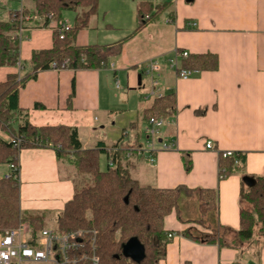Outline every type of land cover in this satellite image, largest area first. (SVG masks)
I'll list each match as a JSON object with an SVG mask.
<instances>
[{"label":"crops","instance_id":"obj_1","mask_svg":"<svg viewBox=\"0 0 264 264\" xmlns=\"http://www.w3.org/2000/svg\"><path fill=\"white\" fill-rule=\"evenodd\" d=\"M143 1L147 0H99L88 26L79 32L76 44L110 46L104 50L106 56L110 51H117L111 44L91 39L89 30L112 27L116 23L110 18L113 6L119 11L115 14L119 19L122 11L128 10L139 23L138 6ZM148 1L170 2L174 19L169 20L164 14L133 34L137 23L118 49L120 57L111 62L119 63V67L109 70L118 78V69L129 68V81L132 79V83L144 87L147 74L143 69L149 60L158 59L164 64L162 86L168 88L166 93L175 92L176 111L168 118L174 122L163 126L159 135L160 142L174 143V147L161 149L158 145L160 150L154 163L138 155L125 162L130 175L143 185L180 187L178 210L165 221L166 229L174 236L159 264H234L237 261L264 264V244L257 253L250 242L254 239L247 243L238 237L241 210L249 207L241 197L242 189L250 187L246 177L264 176V0ZM3 3L6 2L1 0L0 10L5 11L7 17L11 11L24 6L32 8L34 0L33 4L20 0L17 9ZM30 23L22 32L23 69L21 65L0 67V82L10 73L23 74L29 70L28 61L35 50L52 47L53 26ZM184 50L190 55L216 54L219 66L215 70L194 72L188 80H183L170 69L169 59L176 51ZM106 61L108 64V59ZM107 67L41 70L21 88L20 106L29 111L33 124L75 126L85 148L107 147V138L117 133L116 121L114 125L108 122V127L102 126V130L95 133L94 123L101 118L94 113L108 112L107 118L114 119L122 102L108 87L112 71ZM148 91L143 95L147 101L134 110L137 120L129 122V126L137 123L143 135L145 128L139 122L140 116L147 120L144 114L155 100L146 98ZM34 115L44 119L34 121ZM126 128H118V140ZM144 140L143 136L142 142ZM208 140L215 143L214 149L206 147ZM228 150L243 153L245 159L240 171L220 178V153ZM5 165L7 170L0 177L10 171ZM18 169L20 206L25 213L47 212L49 220L57 217L73 198L74 180L62 176L55 149L20 150ZM203 189L218 191L217 207L205 214H202L200 199ZM185 231L193 235L215 233L220 243L194 239L184 235Z\"/></svg>","mask_w":264,"mask_h":264},{"label":"trees","instance_id":"obj_2","mask_svg":"<svg viewBox=\"0 0 264 264\" xmlns=\"http://www.w3.org/2000/svg\"><path fill=\"white\" fill-rule=\"evenodd\" d=\"M99 0H34L32 8L24 6L13 10L6 18L0 17V67L23 66L20 57L21 28L28 22L32 26H53V45L51 48L35 50L28 61L29 70L21 74L10 73L5 81L0 82V131L7 133V139L0 134V165L18 164L19 151L32 147H51L55 149L60 166H64L66 176L71 173L90 176L91 182L83 186L75 184V193L64 210L56 219L59 232L84 229L96 232L97 255L100 264H159L164 258L167 245L171 241L170 230L166 229V218L178 210L180 187L159 188L143 185L132 177L125 162L129 149L139 148L142 131L138 124L130 126V136L126 143L120 138L112 152L105 146L85 148L77 127L59 125H36L30 121L29 111L19 103L20 90L26 82L36 78L41 70L52 67L53 62L60 66L65 59V68H102L106 66L107 46L100 44L78 45L76 38L85 29L90 17L98 8ZM1 7V0H0ZM75 11L71 28L61 38V28L67 19V11ZM170 2L153 4L143 1L138 6L139 23L133 34L140 31L147 23L157 21L162 15L174 19ZM149 18L142 20L143 16ZM35 21V22H34ZM124 41V40H123ZM123 41H120V49ZM189 69L215 70L219 66L216 54L205 53L190 55L183 60ZM63 68V69H65ZM23 69V67H22ZM61 70V69H59ZM143 85V83H142ZM37 107L41 106L39 104ZM176 111L175 92L170 91L161 98H156L146 109V119L151 117L169 118ZM128 130V129H125ZM16 140V141H13ZM20 142H19V141ZM18 141L19 144H16ZM105 153L113 158L116 166L101 168L100 157ZM245 155L235 152L224 157L220 153V178L242 169ZM187 167L190 164L186 161ZM255 183L242 189L241 197L250 204V209L242 208L240 213L239 240H253L258 233L264 244V176H254ZM127 199V200H126ZM201 211L205 214L218 205L217 189H203L200 194ZM20 220H27L34 233L46 227L47 212L25 213L20 206V185L18 171L11 169L8 177H0V234L6 229L16 227ZM184 235L208 243H220L215 233L193 235L190 231ZM138 237L144 244L146 256L140 262L124 256L122 245L130 238ZM222 244V243H221ZM234 264H244L237 261Z\"/></svg>","mask_w":264,"mask_h":264},{"label":"built area","instance_id":"obj_3","mask_svg":"<svg viewBox=\"0 0 264 264\" xmlns=\"http://www.w3.org/2000/svg\"><path fill=\"white\" fill-rule=\"evenodd\" d=\"M149 18V15L143 16L142 20ZM193 25H195L193 23ZM71 28L68 19L64 20L61 28V38L65 37V31ZM24 27L20 30L22 32ZM190 56L187 50L176 51L175 56L169 59V67L173 69L181 79L188 80L192 73L198 72V69H189L184 67V59ZM68 64L65 59L59 66L57 62L52 63L54 69H63ZM119 63L111 64L110 68H118ZM164 64L158 59H151L145 65L143 72L150 77V90L147 99L161 98L166 94L168 88L162 86L161 70ZM116 88H121L119 80L116 82ZM150 123L144 129L145 140L139 148L129 149L127 158L134 154L145 156L151 163L155 162V155L161 149H171L174 143L159 141L160 128L173 119L165 117H151L147 119ZM158 135V136H157ZM130 137V130H124L121 143H126ZM16 141V140H13ZM19 141V140H18ZM17 141L16 144H19ZM20 142V141H19ZM160 145V148L159 146ZM208 149H214L215 143L211 140L206 142ZM112 152L118 148H110ZM235 151L228 150L222 152L224 157L231 156ZM110 166H116L113 158L108 159ZM8 167L18 171V165L8 164ZM9 172L4 177H8ZM170 237L174 234L170 233ZM0 264H100V258L97 255L96 232H89L84 229L69 230L59 232L54 228H44L38 233H34L31 225L25 221L20 222L16 227L8 228L0 234Z\"/></svg>","mask_w":264,"mask_h":264},{"label":"rangeland","instance_id":"obj_4","mask_svg":"<svg viewBox=\"0 0 264 264\" xmlns=\"http://www.w3.org/2000/svg\"><path fill=\"white\" fill-rule=\"evenodd\" d=\"M4 1L6 3H3V5L7 4V7L11 8V9H17L20 6V0H4ZM25 1H27V0H25ZM29 2H31L33 4V0H29ZM110 10H111L110 18L112 20H116V21H114L116 23H114V25H112V27H110L108 29L89 30L91 39H94V40L98 39L96 41L101 42V43L111 44V45H113V47H111V48H114L117 50V51L108 52L107 59H108L109 63L106 64L108 66L107 67L108 70L111 69L110 68L111 62L116 61L120 57V54H119L120 52L118 51L120 41H123L132 32L133 28H135L134 26L137 25V23H138L137 21H135V17L133 15L132 11L130 13L128 10H123L122 11V17H121V19H119L118 16L115 15V14L119 13V11H117L115 6L110 7ZM4 12L5 11L0 10V17L6 18V14ZM74 16H75V11L69 10L66 12V17L72 19L71 21H73ZM151 22H149V23H151ZM109 47L110 46H108L107 49H109ZM107 49H106V51H107ZM109 71H112V70H109ZM127 71H129V68L118 69L117 70L118 78L114 77L113 71L110 72L111 81H110L108 87L119 97L118 100H121L122 102H126L125 104L121 102L120 107H117V112L114 113V119H108L107 118L108 112H104V113L96 112V113H94L96 116L101 118V121H96L94 123L95 124V133H99L104 126L108 127L106 125L108 122L110 124H113V121L114 120L116 121V130L115 131L117 133L115 135H112L110 138H107V141H108L107 148H112L113 145L118 142L117 136L120 133V132L118 133V131H117L118 128H119V130H121L124 126H126L127 127L126 129L130 130V126H129L130 120H137L136 119L137 116L135 117L134 110L137 109V107L141 108L144 105V103L147 101L143 98V95L149 90V84H150L149 77L147 75H145L144 76L145 86L139 87L137 85V83H132V79H131V82L129 81L128 76H127ZM117 80H119L120 86H121V88H119V89L116 88ZM111 115H113V114H111ZM37 118L44 119L43 116L42 117H39V116L36 117L34 115L32 120L37 121L38 120ZM133 118H135V119H133ZM106 119H107V121H106ZM139 122H141L140 124H141V126H143L142 128H145L146 125L150 124L147 120L143 119V116H140ZM162 127L160 128V130H162ZM0 134L4 138L6 137L7 139H9V137H10L7 133H5L3 131H0ZM158 135H161V131L159 132ZM142 138H143V136H142ZM144 138H145V135H144ZM100 165H101L102 169H105L108 167V158H107V155L105 153L101 154ZM6 170H7V168H6L5 164L0 165V176L3 175L6 172ZM60 170H61L62 176H66L65 175L66 171L64 170V166L61 165ZM18 171H19V169H18ZM65 178L68 179L67 177H65ZM69 179H73L74 183L76 185L79 184V186H83L85 181L91 182L90 176L79 175L75 172L71 173V177ZM142 182H144V181L142 180ZM245 202H247V201H245ZM248 205H249V207L247 209H250L251 206L249 203H248ZM60 214L61 213H58L57 217ZM57 217L56 216L51 217L47 221L45 228L50 227V228L57 229L56 228ZM22 221H25V220H20V222H22ZM20 222H19V224H20ZM25 222L30 224V222L27 220ZM31 228H32V226H31ZM246 242L248 243V241H246ZM250 242H252L251 244H252V247L254 248L255 252L258 253L262 247V241H261L260 235L257 233L254 237V240L250 241Z\"/></svg>","mask_w":264,"mask_h":264},{"label":"water","instance_id":"obj_5","mask_svg":"<svg viewBox=\"0 0 264 264\" xmlns=\"http://www.w3.org/2000/svg\"><path fill=\"white\" fill-rule=\"evenodd\" d=\"M139 84H141V75H139ZM246 181L250 186L255 183V180L251 177H246ZM122 250L124 256L131 258L138 263H140L146 256L145 246L138 237L130 238L126 243L122 245Z\"/></svg>","mask_w":264,"mask_h":264}]
</instances>
